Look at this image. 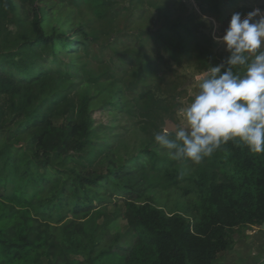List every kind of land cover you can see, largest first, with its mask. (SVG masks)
<instances>
[{
    "label": "trees",
    "instance_id": "obj_1",
    "mask_svg": "<svg viewBox=\"0 0 264 264\" xmlns=\"http://www.w3.org/2000/svg\"><path fill=\"white\" fill-rule=\"evenodd\" d=\"M80 1L95 21L120 23L121 35L136 27L123 45L132 49L110 53L105 71L96 75L88 61L81 65L87 83H121L124 99L109 106L125 108L129 126H120L114 140L125 132L120 142L135 144L122 164L99 175L90 168L107 147L93 140L92 100L68 88L67 70L69 56L88 60L95 41L86 26L70 33L48 27L47 11L59 20L61 9ZM140 1L0 0V264H218L236 230L264 223V154L229 141L197 165L174 160L154 143L180 107L186 80L173 67L192 59L193 70L205 74L221 59L198 17L172 20L170 10L151 3L148 14L133 15ZM196 1L202 15L221 23L245 0ZM114 44L122 47L119 39ZM10 138L25 143L6 144ZM67 172L72 178L59 183ZM157 188L176 191L172 210L148 197ZM115 199L123 206V235L109 234L120 216L116 206L110 215L99 211ZM94 212L107 220L87 229Z\"/></svg>",
    "mask_w": 264,
    "mask_h": 264
},
{
    "label": "rangeland",
    "instance_id": "obj_2",
    "mask_svg": "<svg viewBox=\"0 0 264 264\" xmlns=\"http://www.w3.org/2000/svg\"><path fill=\"white\" fill-rule=\"evenodd\" d=\"M72 1V0H70ZM150 3L154 6H160L163 10L162 13L166 10L171 11V15L173 16L171 19H179L182 16L193 15L194 17H198L202 24L201 28L203 34L207 39L211 41L212 50L214 55L219 57L220 64L225 60L226 52L223 46L214 42V36H223L225 30L228 27L230 18L234 13H240L241 9H245L247 13L250 11L259 8L262 12H264V0H245L239 4H237L233 10L228 13L227 19L225 22H217L216 20L206 17L200 13L199 4L196 0H142L134 4L133 15H135L139 10H143L146 14H148V6ZM47 7H45L46 9ZM71 9H61L58 13H50L47 11L48 16V27H59L64 32L70 33L74 29H77L80 26L87 27V33L89 36L94 39V45L89 48V57L88 60L79 59L77 56H69V65L67 66V70L70 74V84L68 88H72L73 91H76L78 95L86 96L92 100L89 117L92 122L93 130L97 134V138L93 140L97 142V145H105L107 148L105 151L100 153L94 163L92 164L91 171L94 174H104L109 169H112L114 166L122 164L125 160V155L131 154V149L134 148L133 140H126L120 142L125 137L126 133L120 135L116 140H114L115 136H118L120 133V126H129V121L127 120V116L125 115L124 109L122 108H113L109 106L111 102L119 103L120 99H124L123 96L120 97L121 94V83L116 82L112 83L111 81L101 80L96 84L87 83V81L83 80L81 65L83 61H88L89 65L92 66L93 72L95 74H99L108 67H110L111 62V54H121L125 51L131 50V46H127L123 48V45L127 43V41L132 40V36L136 31V27L131 30L128 29L125 35H121L120 32L121 27L116 29V26H120V23H103L95 21L90 14V11L87 9L86 5L83 2H79L78 6L72 7ZM246 13V14H247ZM245 14V15H246ZM241 16L242 18L245 16ZM257 17L256 19H258ZM140 26L146 27L148 24L139 23ZM116 25V26H115ZM140 29V28H138ZM145 30V29H143ZM121 35V36H120ZM119 39L122 41V47L114 44V40ZM147 62L150 64V60L145 58ZM193 60H189L187 62V67L184 68H175L179 74L185 77V82L181 83L183 85V91L181 92V99L179 100L180 107L176 112V122H172L170 120H166L172 124L177 126H183V121L180 116V110L182 107H186L188 102H190L192 96L198 88V78L203 74L196 73L193 70ZM192 68V69H191ZM156 69H153L152 79H158L161 74L155 72ZM173 75H169V79H172ZM128 79V77H126ZM63 121V120H62ZM58 122V121H57ZM61 122V120H59ZM58 122V123H59ZM17 126H13L14 129ZM129 139V137H126ZM120 142V143H119ZM6 144H11L16 147L23 145L25 140L10 138L5 142ZM128 169H131L129 166ZM72 178V175L67 172L63 176L57 178L59 183L61 181H67ZM149 198L153 199V203L157 207L163 208L168 212V209L172 210L174 207V201L178 198L176 191L173 189H154L152 192L148 194ZM116 206V210L119 211L120 216L116 219H113L109 223V234L110 235H123L126 231V224L124 220L121 218V214L123 213V206L119 199L112 200V203L103 205L100 207L99 211L102 213L106 212L107 214L114 213V209ZM65 212V211H64ZM104 220H107L104 216L102 218H96V212H94L89 219L86 220L87 229H94L97 225H101ZM234 244L232 249L228 252L221 253L219 255V262L223 264H230L231 262L237 261V257L248 253L249 262L240 263V264H262L264 260V231L259 227H250L238 229L234 233ZM106 246V241L103 240L101 247ZM237 252H240L239 254ZM74 259H78L82 262V257L80 256H72Z\"/></svg>",
    "mask_w": 264,
    "mask_h": 264
},
{
    "label": "clouds",
    "instance_id": "obj_3",
    "mask_svg": "<svg viewBox=\"0 0 264 264\" xmlns=\"http://www.w3.org/2000/svg\"><path fill=\"white\" fill-rule=\"evenodd\" d=\"M213 39L227 59L198 78L180 110L183 126L166 122L154 135V143L177 161L198 165L229 141L264 154V12L232 14L223 36Z\"/></svg>",
    "mask_w": 264,
    "mask_h": 264
},
{
    "label": "crops",
    "instance_id": "obj_4",
    "mask_svg": "<svg viewBox=\"0 0 264 264\" xmlns=\"http://www.w3.org/2000/svg\"><path fill=\"white\" fill-rule=\"evenodd\" d=\"M238 254L240 253V252H237ZM238 259H237V261H233V262H231L230 261V264H240V263H247V262H249V255H248V253L247 254H245L244 252H243V255H240V257H237ZM218 264H223L222 262H220V263H218Z\"/></svg>",
    "mask_w": 264,
    "mask_h": 264
},
{
    "label": "water",
    "instance_id": "obj_5",
    "mask_svg": "<svg viewBox=\"0 0 264 264\" xmlns=\"http://www.w3.org/2000/svg\"><path fill=\"white\" fill-rule=\"evenodd\" d=\"M167 122H168V121H167ZM168 123H169V124H172V123H170V122H168ZM260 229L264 231V223L261 225Z\"/></svg>",
    "mask_w": 264,
    "mask_h": 264
}]
</instances>
